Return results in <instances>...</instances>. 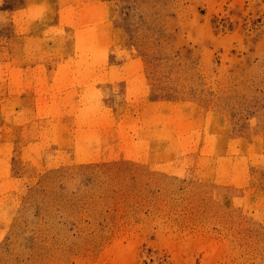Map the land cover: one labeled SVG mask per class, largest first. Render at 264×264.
<instances>
[{"label":"rangeland","instance_id":"1","mask_svg":"<svg viewBox=\"0 0 264 264\" xmlns=\"http://www.w3.org/2000/svg\"><path fill=\"white\" fill-rule=\"evenodd\" d=\"M0 264H264V0H0Z\"/></svg>","mask_w":264,"mask_h":264}]
</instances>
